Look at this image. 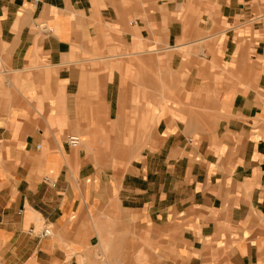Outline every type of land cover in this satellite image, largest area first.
<instances>
[{
	"label": "crops",
	"instance_id": "0c3cea01",
	"mask_svg": "<svg viewBox=\"0 0 264 264\" xmlns=\"http://www.w3.org/2000/svg\"><path fill=\"white\" fill-rule=\"evenodd\" d=\"M143 242L264 264V0H0V264Z\"/></svg>",
	"mask_w": 264,
	"mask_h": 264
},
{
	"label": "rangeland",
	"instance_id": "374dc122",
	"mask_svg": "<svg viewBox=\"0 0 264 264\" xmlns=\"http://www.w3.org/2000/svg\"><path fill=\"white\" fill-rule=\"evenodd\" d=\"M135 244V241L132 242ZM91 255L84 258L85 264H149L148 258L144 253V242L140 246L126 247L116 246L108 248V246H96L90 251Z\"/></svg>",
	"mask_w": 264,
	"mask_h": 264
},
{
	"label": "built area",
	"instance_id": "2783aa9c",
	"mask_svg": "<svg viewBox=\"0 0 264 264\" xmlns=\"http://www.w3.org/2000/svg\"><path fill=\"white\" fill-rule=\"evenodd\" d=\"M68 144L71 147H74V148L79 147L80 144H81V137L79 135H77V134H71V135H69V137H68ZM44 180L46 182H48V183H51L53 186L56 185L55 184L56 183L55 180L52 177H50V176H46L44 178ZM50 234H51V228L50 227L43 228V230L41 232V235L48 236Z\"/></svg>",
	"mask_w": 264,
	"mask_h": 264
}]
</instances>
